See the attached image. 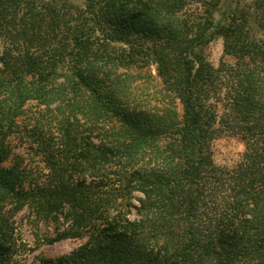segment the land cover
Returning a JSON list of instances; mask_svg holds the SVG:
<instances>
[{
	"label": "trees",
	"instance_id": "16d2710c",
	"mask_svg": "<svg viewBox=\"0 0 264 264\" xmlns=\"http://www.w3.org/2000/svg\"><path fill=\"white\" fill-rule=\"evenodd\" d=\"M79 1L0 0V264L23 211L80 241L38 264H264V0ZM216 38L232 65L204 56ZM146 60L142 100L121 71ZM30 103L37 175L13 156Z\"/></svg>",
	"mask_w": 264,
	"mask_h": 264
},
{
	"label": "rangeland",
	"instance_id": "374dc122",
	"mask_svg": "<svg viewBox=\"0 0 264 264\" xmlns=\"http://www.w3.org/2000/svg\"><path fill=\"white\" fill-rule=\"evenodd\" d=\"M246 1L249 2L250 0ZM72 2L77 4L80 1L72 0ZM225 6L222 4L221 7ZM187 13H200V7L196 5L191 6ZM203 54L213 67H218L221 62L227 66L234 63L233 58L223 54L221 38H216L205 46L203 48ZM121 72L133 79V82L130 83L132 96L140 97L142 100L145 99L146 95H150L151 97L155 96L160 86V81L156 75L155 65L151 60H146L142 68L133 67L122 70ZM221 103L224 104L222 101ZM39 109L35 104L30 103L25 114L26 119L30 118V124H28L30 126L26 130L21 129L19 137L14 138L12 143L14 145L13 156L21 157L22 166H26L33 175H37L41 171L43 164L39 157L34 156L29 150L27 134L29 133L30 127L35 125V119ZM178 109L180 111V107ZM242 152L243 143L238 136L223 135L212 143L213 163L221 168L233 167L238 162ZM12 161L14 159H9L6 165L11 164ZM13 229V239L17 245V253L13 259L18 264H38L39 258L54 259L71 253L80 244V241L77 240H66L49 244L48 239L55 235V225L37 222L24 211L15 216Z\"/></svg>",
	"mask_w": 264,
	"mask_h": 264
}]
</instances>
